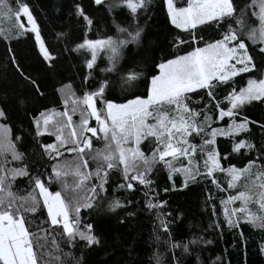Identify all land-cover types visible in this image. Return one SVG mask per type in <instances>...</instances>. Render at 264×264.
<instances>
[{
  "label": "trees",
  "instance_id": "1",
  "mask_svg": "<svg viewBox=\"0 0 264 264\" xmlns=\"http://www.w3.org/2000/svg\"><path fill=\"white\" fill-rule=\"evenodd\" d=\"M174 1L178 7L186 6V0ZM7 2L13 9L18 3L29 6L41 39L52 56L51 60L43 57L35 33L31 31H25L23 35L12 31L7 39L0 35V109L6 114V118H0V124L10 129L11 140L21 154L18 160H13L11 153L0 156V163L6 170L27 171V175H18L11 180V190L17 197L31 194L40 200L36 212L25 216L26 226L36 240L34 251L38 264H264V251L261 250L264 246V226L259 222H249L240 213L233 217L238 220L237 227L230 228L225 221V208L239 209L242 204L237 200L225 205L222 201L243 191V185L248 181L241 176L236 186L229 188L230 177L226 172L218 171L213 176H207L203 167L205 157L199 151L190 158H166L176 169L190 166L198 169L194 179L187 181V186L183 173H172L170 178L168 167L159 161L148 173L151 180L148 187L135 182L133 189L120 188L118 185L125 183L122 166L108 170L105 190L97 191L92 208H82L79 213L80 229L84 230L86 225L91 224L92 234L98 240L91 245L79 237L69 241L61 225H51L47 209L33 183L34 178L39 177L46 182L49 191H61L62 196L68 197V192L62 191L60 181L49 178L53 176L54 165L75 160L76 154L66 151L67 144L60 148L62 155L59 157L44 148L45 145L59 143L51 125L62 119L61 113L67 111L72 117L70 128L63 132L64 137L67 138L71 129L79 125L84 106H77L73 112L71 100L65 105L66 97L71 94H74L73 98L82 97L85 92L96 89L101 81H107L105 99L123 103L134 96L146 98L151 77L159 74V63L184 55L196 46L176 47L178 37L187 41L190 39L189 32H193L205 42L218 39L228 25L238 27L235 20L240 18L242 9H245V23L241 32L247 33L249 26L258 27L259 21L252 15V10L245 8L251 0H232L236 9L233 18L220 24L207 22L198 25L195 30L181 29L172 24L165 0H146L145 6L136 14L124 6L115 8L106 1L97 4L96 0ZM20 22L29 27L23 15ZM11 25L12 21L0 18V28L7 30ZM133 26L142 29L139 41L121 48L117 58L119 67L115 73L107 76L101 73V69L110 62L104 49L97 52L93 69L86 67L91 52L87 48H79V45L88 40L127 39V33H121L119 29L132 31ZM241 38L245 40L255 67L215 90V101H219L221 107L225 106L223 98L232 88L239 90L246 87L250 79H264V53L260 51L264 44L259 41L253 43L246 35ZM130 71L140 73L139 78L127 80ZM208 100L206 90H197L185 97L189 108L201 113L197 121L203 119V113L209 108L212 110L207 114L214 121L211 127H227L230 119L216 120L215 101L208 103ZM98 107L102 105L98 103ZM168 111L171 114L173 109ZM40 113L51 115L52 120L48 130L44 131L41 119L43 134L38 135L34 121L40 118ZM242 118L249 121L248 130L234 138L217 136L216 148L222 157H226L221 160L224 169L229 166L242 169L253 161L251 172L255 173L264 165V99L254 100L239 109L237 122ZM92 125L94 122L90 118L89 126ZM85 135L91 138V148L86 150L82 159L88 161L86 170L94 172L98 165L93 157L97 150L104 148L106 141L100 133ZM204 138L189 137V142L199 146ZM239 140L250 143L252 148L233 152V143ZM155 144L154 138L144 140L140 145L141 151L151 155ZM65 182L72 185L73 176L69 174ZM99 183L97 177H90L79 195H93L88 190ZM114 200H119L122 207L111 210L109 205ZM149 201L162 206L150 208ZM246 208L248 214L264 215V209L260 208L255 197ZM173 245L178 246L174 248Z\"/></svg>",
  "mask_w": 264,
  "mask_h": 264
},
{
  "label": "snow or ice",
  "instance_id": "2",
  "mask_svg": "<svg viewBox=\"0 0 264 264\" xmlns=\"http://www.w3.org/2000/svg\"><path fill=\"white\" fill-rule=\"evenodd\" d=\"M125 2L131 12L136 13L138 8L145 5L146 0H138V2L125 0ZM96 3H101V0H96ZM167 8L172 24L185 30H195L198 25H204L207 22L220 24L228 18H233L236 12L232 0H186V6L183 7L176 6L174 0H167ZM245 8L251 9L252 15L259 21L258 27L249 26L247 33L241 32L245 23V9H242L240 18L235 20L238 27L233 28L228 25L218 39L205 42L202 37H197L193 32H189L190 39L187 41L178 37L175 42L176 47L180 45L196 46L184 55H177L159 63V74L151 77L146 98L134 96L131 99H126L123 103L105 99L107 81H101L95 90L85 92L82 97L73 98L74 94L66 97L65 105L71 100L73 112L76 111L77 106H84L80 112L79 125L71 129L67 138L64 137L63 132L66 128H70L72 117L67 111L61 113L62 119L51 125L54 129L53 135L59 143L48 144L44 148L46 152L54 153L59 157L62 155L60 148L67 144L69 146L66 151L76 154L77 159L65 160L54 165L53 176L49 178V180H59L62 191H67L68 197L66 199L62 196L61 191H49L46 182L39 177L34 178L33 183L35 189H38L39 197L42 198L43 206L47 209L51 225H61L69 241L79 237L89 245L98 243L96 236L92 234L91 224L86 225L84 230L80 229L79 213L82 208H92L97 191L105 190L108 170L122 166L125 183L118 185L120 188L133 189L135 182L148 187L151 184L148 173L159 161L168 167L170 178L172 173H183L185 186H187V181L194 179L198 169L195 166L176 169L166 158L177 156L190 158L197 151L205 157L203 167L206 169L207 176H213L218 171L226 172L230 177L229 188L235 187L241 176H244L248 181L243 185V191L229 196L227 201H222L225 205L237 200L242 204L239 209L225 208L227 225L230 228L237 227L238 220L233 217L240 213L244 214L249 222H259L261 226H264V215L248 214L246 208L247 203L255 197L260 208L264 209V165L260 166L255 173L251 172L254 166L253 161H249V164L242 169H237L235 166L224 169L221 160L226 157H222L216 148L217 136L234 138L248 130L249 121L246 118H242L240 122L236 120L239 109L254 100L264 99V79H250L246 87L239 90L232 88L226 93L223 98L226 101L225 106L221 107V103L215 101V90L219 86L227 84L240 73L249 72L251 68L255 67L252 56L247 52L245 40L241 36L246 35L247 39L253 43L259 41L264 44V0H251V3ZM79 11L82 14L83 10ZM21 15L26 18L29 27L26 28L20 22ZM0 18L12 21L9 29L0 28V35L7 39L12 31H15L17 35L31 31L35 33L43 57L46 60L52 59L41 39L35 18L26 3H18L17 7L13 9L7 0H0ZM119 31L127 33L128 38L88 40L78 46L87 48L91 52V59L86 62V67L89 70L93 69L97 52L101 49L107 50L108 59L114 67L121 48L129 43L137 42L142 29L133 26L132 31L127 28H120ZM201 44L202 47L199 46ZM260 51L264 53V47ZM139 76L140 73L130 71L127 74V80H136ZM197 90H206V95L209 98L208 103L215 101L216 120L223 121L226 117L230 119L231 123L227 127H211V123L214 121L212 116L207 114L212 110L209 108H206L203 113V119L197 121L201 113L189 108L185 103L186 94ZM98 103L102 105L99 109ZM169 108L173 109L171 114L168 111ZM65 117L66 119H64ZM0 118H6L3 109H0ZM90 118L96 120L98 128L89 126ZM41 119L44 131H47L52 117L40 113V118L35 119L38 135L43 134L40 130ZM150 120L154 122L149 123ZM85 133H91L92 136L100 133L106 141L104 148L97 150L93 157L98 165L94 172L86 170L88 161L82 159L86 150L91 148V138ZM195 136L205 137L199 146L189 142V137ZM149 138H154L156 144L151 155H146L141 151L140 145L142 141ZM251 148L252 145L244 140L233 143V152ZM8 153H11L13 160L21 158V154L16 151L15 144L11 140L10 129L7 125L0 124V156H5ZM4 162L6 163V161ZM69 174L73 176L72 185L65 182V178ZM18 175H27V171L25 169L6 170L3 163H0V264H38L37 254L34 251L36 240L34 234L26 226L25 216L36 212L40 200L31 194L26 197H17L12 192L11 180H14ZM92 176L99 179V185L88 190L93 195L80 196L79 193L84 191L83 185ZM161 206L160 203L148 202L150 208ZM109 207L111 210H115L122 205L119 200H114ZM177 246L173 245L174 248ZM261 250L264 251V246ZM185 251H187V245H185Z\"/></svg>",
  "mask_w": 264,
  "mask_h": 264
},
{
  "label": "rangeland",
  "instance_id": "3",
  "mask_svg": "<svg viewBox=\"0 0 264 264\" xmlns=\"http://www.w3.org/2000/svg\"><path fill=\"white\" fill-rule=\"evenodd\" d=\"M104 1H106V2H108L111 6H113V7H119V6H124V7H126L130 12H131V10L127 7V4H126V2H125V0H101V2H104ZM134 2H138V0H134ZM165 8H166V11H167V13H168V8H167V0H165ZM174 3L176 4V6H177V3L174 1ZM145 4H146V2H145ZM145 6V5H144ZM143 6V7H144ZM143 7H141V8H138L137 9V12L139 11V10H141ZM136 12V13H137ZM136 13H133V14H136ZM169 15V14H168ZM170 17V16H169ZM139 41V40H138ZM138 41L137 42H135L134 44H137L138 43ZM118 67H119V59L118 60H116L115 61V66L113 67V64L111 63V62H109L108 64H107V66H105L104 68H102L101 69V73H102V75L103 76H107V75H109V74H113V73H115L116 71H117V69H118ZM238 67H239V65H238ZM106 69H112V70H106ZM150 84H151V81H150ZM150 88V87H149ZM95 90V89H94ZM91 91H93V90H89L88 92H91ZM91 127H94V125H92ZM98 127H99V125H98ZM97 127V128H98ZM239 201V200H238ZM239 203H240V205H241V201H239ZM242 206V205H241Z\"/></svg>",
  "mask_w": 264,
  "mask_h": 264
},
{
  "label": "water",
  "instance_id": "4",
  "mask_svg": "<svg viewBox=\"0 0 264 264\" xmlns=\"http://www.w3.org/2000/svg\"><path fill=\"white\" fill-rule=\"evenodd\" d=\"M97 107H98V104H97ZM98 109H99V107H98ZM92 119V121L94 122V127H98V124H97V122H96V120L94 119V118H91ZM91 134V133H90Z\"/></svg>",
  "mask_w": 264,
  "mask_h": 264
}]
</instances>
